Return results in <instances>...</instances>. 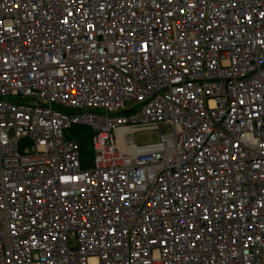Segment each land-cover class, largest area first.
<instances>
[{"label":"built area","instance_id":"2783aa9c","mask_svg":"<svg viewBox=\"0 0 264 264\" xmlns=\"http://www.w3.org/2000/svg\"><path fill=\"white\" fill-rule=\"evenodd\" d=\"M0 264H264V0H0Z\"/></svg>","mask_w":264,"mask_h":264},{"label":"trees","instance_id":"16d2710c","mask_svg":"<svg viewBox=\"0 0 264 264\" xmlns=\"http://www.w3.org/2000/svg\"><path fill=\"white\" fill-rule=\"evenodd\" d=\"M69 136L78 146L82 167H88L91 161V149L89 143L90 131L83 127H73L69 131Z\"/></svg>","mask_w":264,"mask_h":264},{"label":"rangeland","instance_id":"374dc122","mask_svg":"<svg viewBox=\"0 0 264 264\" xmlns=\"http://www.w3.org/2000/svg\"><path fill=\"white\" fill-rule=\"evenodd\" d=\"M166 134L165 128L143 131L134 134V142L137 146H149L160 142V138Z\"/></svg>","mask_w":264,"mask_h":264}]
</instances>
